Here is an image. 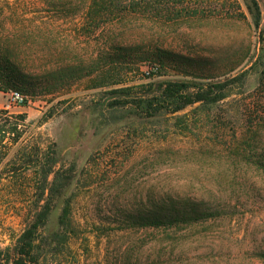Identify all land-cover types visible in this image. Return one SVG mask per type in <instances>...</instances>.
I'll use <instances>...</instances> for the list:
<instances>
[{
	"label": "rangeland",
	"instance_id": "rangeland-1",
	"mask_svg": "<svg viewBox=\"0 0 264 264\" xmlns=\"http://www.w3.org/2000/svg\"><path fill=\"white\" fill-rule=\"evenodd\" d=\"M160 1L158 26L149 22L130 35L143 43L132 52L134 64L125 65L116 63L114 51L100 50V31L90 38L77 32L82 20L64 17V2L0 0L33 18L17 50L23 78L0 90V110L24 114L31 137L55 152V169L64 171L38 241L46 264H264V178L248 172L249 187L233 197L228 184L241 162L226 147L248 132L264 137V0H255L258 26L246 0L236 6L197 0L201 15L173 20L165 3L184 0ZM154 36L155 50L148 46ZM176 81L224 83L227 97L174 114L161 105L149 115L139 105ZM11 91L25 103L10 104ZM262 148L253 146L251 165ZM9 187L0 184V249L24 227L16 214L27 198ZM178 199H229L226 209L211 208L228 219L167 236L144 227L147 216L168 212V202ZM65 207L66 228L60 223Z\"/></svg>",
	"mask_w": 264,
	"mask_h": 264
},
{
	"label": "trees",
	"instance_id": "trees-1",
	"mask_svg": "<svg viewBox=\"0 0 264 264\" xmlns=\"http://www.w3.org/2000/svg\"><path fill=\"white\" fill-rule=\"evenodd\" d=\"M227 1L231 6L237 5L236 0ZM246 1L254 24L258 26L257 3L255 0ZM61 2L67 6L64 9V17L80 16L82 25L78 33L90 38L100 31L98 39L100 50L114 51L116 63L125 65L134 64L136 55L133 56L132 52L136 49V45L141 46L143 43L141 37L138 40H132L130 35L140 31L149 22L153 26H158L163 11L160 0H57V3ZM197 3V0L194 4L192 0L166 2L167 20H173L175 16L181 14L201 15L203 12L198 10ZM190 8L192 11H189ZM210 9L214 12L216 6ZM229 11L228 15H233V12ZM32 20L33 18H26V14L20 13L13 7L0 6V90L16 87L23 78L21 68L23 60L17 50L18 45L24 43V38L30 33L31 26L28 23ZM158 41V38L154 36L148 46H153L151 48L155 50L159 45ZM139 58L142 59L141 56ZM226 87L224 83L202 85L188 81L167 82L163 88L158 89V94L140 99L138 103L149 115L156 113L161 105L166 107L167 112L174 114L196 103L222 101L227 97ZM123 89L128 90L129 87ZM30 125L31 122H26L24 114H12L7 110H0V184L5 182L11 186L9 188L27 198V201L18 209L19 214H16L22 217L24 227L10 247L0 249V264H46L39 250L40 232L46 223L54 200L64 187V171L55 169L57 164L55 152H48L42 143L34 141L31 137ZM247 134L244 138H235L226 146L232 151L230 156L239 157L241 162L240 165L234 163L233 178L228 184L230 190H233L231 191L233 197L235 193H241L240 190L247 187L248 182L243 177L248 172L253 171L264 178V148L253 162L254 165H251L253 156L250 155L253 146L264 143V137L253 131ZM238 175L242 176V179L239 180ZM46 192H48L47 197L43 198ZM198 201V203L181 199L175 202L169 201L168 212L151 213L145 218L143 225L148 229L161 230L167 236L176 235L183 229H186L184 233H189L187 231L196 227L206 230L212 225L223 224L228 219L225 213L213 211L211 208L215 206L226 209L231 200L223 199L224 202L212 200L206 204L201 199ZM239 202L240 199L237 196L235 203ZM60 223L64 228L68 226L69 209L67 207L63 210ZM179 236L186 235L180 233ZM111 264L137 263L121 260ZM148 264L160 263L157 259H153Z\"/></svg>",
	"mask_w": 264,
	"mask_h": 264
},
{
	"label": "built area",
	"instance_id": "built-area-1",
	"mask_svg": "<svg viewBox=\"0 0 264 264\" xmlns=\"http://www.w3.org/2000/svg\"><path fill=\"white\" fill-rule=\"evenodd\" d=\"M9 101H10V104L15 105V106H21L25 102L24 98L17 91H11L9 93Z\"/></svg>",
	"mask_w": 264,
	"mask_h": 264
}]
</instances>
